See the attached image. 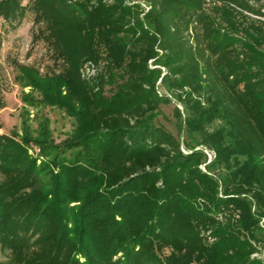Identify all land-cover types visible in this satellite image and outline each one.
<instances>
[{
    "label": "trees",
    "instance_id": "trees-1",
    "mask_svg": "<svg viewBox=\"0 0 264 264\" xmlns=\"http://www.w3.org/2000/svg\"><path fill=\"white\" fill-rule=\"evenodd\" d=\"M29 11L62 69L19 79L74 128L0 133V264H264V0H0Z\"/></svg>",
    "mask_w": 264,
    "mask_h": 264
},
{
    "label": "rangeland",
    "instance_id": "rangeland-1",
    "mask_svg": "<svg viewBox=\"0 0 264 264\" xmlns=\"http://www.w3.org/2000/svg\"><path fill=\"white\" fill-rule=\"evenodd\" d=\"M46 35L45 24L36 23L35 15L31 11L19 24H11L0 17V133H11L16 130L20 135L25 133L36 136L41 129L40 123H44L50 129L48 137L55 143H60L72 133L74 119L58 107L39 103V93L32 91L30 86L19 79L21 67L35 68L44 75L54 74L62 69V64L56 60ZM164 71L163 69V74ZM86 72L93 73V70L87 67ZM160 82L161 78L158 82L159 90L168 94ZM32 100L37 104L33 105ZM176 106L184 110L183 105L175 98H172L171 103L163 104V114L157 122L178 134L174 116ZM216 124L218 122L215 126ZM181 139L182 142L190 141L185 130L182 132ZM51 151L56 154L54 148H51ZM30 152L41 157L40 147L35 143L30 144ZM76 152V149L68 150L60 157L66 155L74 159ZM207 157V163H209L214 156L208 153ZM1 177L0 174V180ZM44 178L48 180L49 175H44ZM262 239L263 247L264 235ZM261 255L264 257V247ZM0 258H5L1 249Z\"/></svg>",
    "mask_w": 264,
    "mask_h": 264
},
{
    "label": "built area",
    "instance_id": "built-area-1",
    "mask_svg": "<svg viewBox=\"0 0 264 264\" xmlns=\"http://www.w3.org/2000/svg\"><path fill=\"white\" fill-rule=\"evenodd\" d=\"M209 153V155H211V153L209 151H207ZM213 154V153H212Z\"/></svg>",
    "mask_w": 264,
    "mask_h": 264
}]
</instances>
